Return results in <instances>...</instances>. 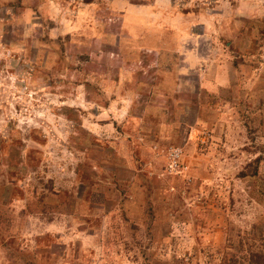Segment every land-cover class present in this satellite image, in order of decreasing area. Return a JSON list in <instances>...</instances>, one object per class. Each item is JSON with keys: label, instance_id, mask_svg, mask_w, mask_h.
Masks as SVG:
<instances>
[{"label": "rangeland", "instance_id": "rangeland-1", "mask_svg": "<svg viewBox=\"0 0 264 264\" xmlns=\"http://www.w3.org/2000/svg\"><path fill=\"white\" fill-rule=\"evenodd\" d=\"M0 264H264V0H0Z\"/></svg>", "mask_w": 264, "mask_h": 264}, {"label": "crops", "instance_id": "crops-1", "mask_svg": "<svg viewBox=\"0 0 264 264\" xmlns=\"http://www.w3.org/2000/svg\"><path fill=\"white\" fill-rule=\"evenodd\" d=\"M128 16L126 17V21H125V29L123 28V30L126 32V34H128V37L130 38V41L134 44H139L137 45L138 50L141 48H144L142 46V42H145L143 40H141V37L143 36V32L148 31V28L150 27L148 24L149 20H144V14L141 13V10H139L138 8H136L135 6H131V8H129L128 11ZM140 52V51H139ZM126 85L127 82H125L122 86H121V91L125 92L126 90ZM119 99H116V104L118 103ZM114 106V103H113Z\"/></svg>", "mask_w": 264, "mask_h": 264}, {"label": "built area", "instance_id": "built-area-1", "mask_svg": "<svg viewBox=\"0 0 264 264\" xmlns=\"http://www.w3.org/2000/svg\"><path fill=\"white\" fill-rule=\"evenodd\" d=\"M174 156H175V158H177L179 156L178 151L174 153Z\"/></svg>", "mask_w": 264, "mask_h": 264}]
</instances>
